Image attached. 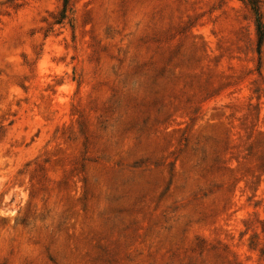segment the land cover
Wrapping results in <instances>:
<instances>
[{
    "label": "rangeland",
    "instance_id": "1",
    "mask_svg": "<svg viewBox=\"0 0 264 264\" xmlns=\"http://www.w3.org/2000/svg\"><path fill=\"white\" fill-rule=\"evenodd\" d=\"M257 20L0 0V264H264Z\"/></svg>",
    "mask_w": 264,
    "mask_h": 264
},
{
    "label": "trees",
    "instance_id": "2",
    "mask_svg": "<svg viewBox=\"0 0 264 264\" xmlns=\"http://www.w3.org/2000/svg\"><path fill=\"white\" fill-rule=\"evenodd\" d=\"M257 35H258L259 50H260L264 38V29L262 22L260 20H257Z\"/></svg>",
    "mask_w": 264,
    "mask_h": 264
}]
</instances>
